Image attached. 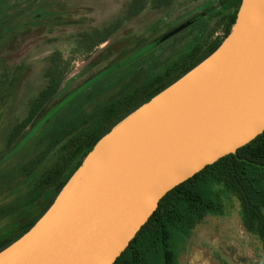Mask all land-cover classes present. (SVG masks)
<instances>
[{
    "label": "rangeland",
    "instance_id": "obj_1",
    "mask_svg": "<svg viewBox=\"0 0 264 264\" xmlns=\"http://www.w3.org/2000/svg\"><path fill=\"white\" fill-rule=\"evenodd\" d=\"M130 1L0 0V241L15 237L55 202L80 168L75 171L81 154L76 139L105 119L111 101L187 64L199 56L195 49L225 40L221 18L237 7V0H174L154 9L147 0L139 17L89 49L92 43L82 35L120 21ZM54 55L68 64L62 91L8 149L11 131L47 86ZM214 200L221 211L174 232V264H264V238L246 229L238 199L221 193Z\"/></svg>",
    "mask_w": 264,
    "mask_h": 264
},
{
    "label": "water",
    "instance_id": "obj_2",
    "mask_svg": "<svg viewBox=\"0 0 264 264\" xmlns=\"http://www.w3.org/2000/svg\"><path fill=\"white\" fill-rule=\"evenodd\" d=\"M115 129L0 264H115L170 191L260 136L264 0H241L218 50Z\"/></svg>",
    "mask_w": 264,
    "mask_h": 264
},
{
    "label": "trees",
    "instance_id": "obj_3",
    "mask_svg": "<svg viewBox=\"0 0 264 264\" xmlns=\"http://www.w3.org/2000/svg\"><path fill=\"white\" fill-rule=\"evenodd\" d=\"M173 2L174 0H153L151 6L154 9H161L171 6ZM240 4L241 0H237L235 12L228 14L224 19L221 18V22H225V39L235 23ZM147 7V0H131L120 21L103 30L83 34V41L92 43L89 49L106 44L124 23L139 17ZM224 41L216 39L210 44L195 49L196 52L200 51L199 56L192 58L187 64L174 65L165 73L148 79L138 88L111 101L105 109V119L95 122L91 133L83 132L76 139V150L81 154L75 171L90 151L111 130L195 69L217 51ZM67 66L68 64L60 55L53 56L51 66L45 74L47 86L32 102L27 118L11 131L7 139L8 149L44 109L59 97L65 77L69 73ZM221 193L238 199L242 208L244 226L249 232H257L264 238V132L235 153L206 167L193 178L170 191L159 202L157 210L115 264H153L158 259L162 261V264H174L175 254L172 247L174 232L189 230L207 213L221 211V205L214 200V197H219ZM53 203L54 200L50 207ZM49 208L25 228L19 230L15 237L1 240L0 253L28 233Z\"/></svg>",
    "mask_w": 264,
    "mask_h": 264
}]
</instances>
